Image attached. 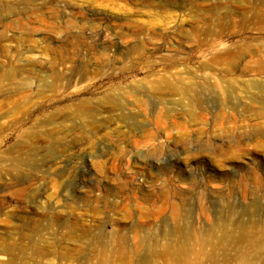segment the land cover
Here are the masks:
<instances>
[{"label": "rangeland", "instance_id": "obj_1", "mask_svg": "<svg viewBox=\"0 0 264 264\" xmlns=\"http://www.w3.org/2000/svg\"><path fill=\"white\" fill-rule=\"evenodd\" d=\"M42 1L0 0V264H97L104 246L145 241L129 258L139 264L178 223L192 238L243 231L236 246H264V0H177L175 17L49 0L59 34ZM79 7L160 35L91 53L74 38L92 33L69 12ZM166 64L184 74L178 94L146 80ZM111 94L120 109L99 106Z\"/></svg>", "mask_w": 264, "mask_h": 264}, {"label": "bare ground", "instance_id": "obj_2", "mask_svg": "<svg viewBox=\"0 0 264 264\" xmlns=\"http://www.w3.org/2000/svg\"><path fill=\"white\" fill-rule=\"evenodd\" d=\"M37 1L38 0H26L28 4H33ZM123 1L148 8L145 12L140 11L139 9L131 8V10L136 13L147 15L165 13L168 17H175L178 15L176 10L180 7V4L177 0ZM42 2L43 3H41L40 7H44L45 12L40 11L39 17L41 20H44L43 13H46L48 18L55 20L56 23L53 25V28L48 29V31L59 34V32L63 31V25L62 21L60 22L58 19L60 17L58 5L56 4L55 6H48L47 3L49 0ZM108 5L109 4L103 5L102 3H98L99 7L102 6L107 8ZM113 6L114 4L108 9H113ZM124 8L126 9L125 6ZM30 12L39 13L38 10H36V12L31 10L29 13ZM69 12L72 14H77L81 18L79 21L80 24L83 22V19L85 21L87 20V22L84 23L92 32L89 34V36H85L81 30H78L74 35L75 40L82 42L85 41V39H88L93 44H88L87 51L91 53L95 52L96 54L102 56L111 57L124 54L126 52L124 50V41L129 35L137 37L143 35L149 37L146 40H152L153 38L160 35L159 31L157 30L158 28L154 26H148V23L136 20L135 18H120L119 16L112 15L105 10H101L100 8H92L86 11L85 8L79 7L76 11L72 12L70 10ZM100 29L108 30L112 39H102L100 35ZM177 45L180 44L177 43ZM133 46L137 47L136 43ZM164 67H167L165 75H162L160 78L153 79H149L150 77H148L146 79L147 82L150 84L153 90L161 92L169 91L176 94L180 93L181 88L178 83L182 82L184 74L179 71L176 64H166ZM52 74L54 75L55 81H58L61 77V75L57 72H53ZM39 80L43 81L41 78ZM104 99L98 101L99 106L107 105V102H111L112 107H117L120 109L121 102L118 96L111 94L110 96H106ZM186 105V109H192L194 106L193 103H188ZM198 108L201 110L200 107ZM130 117L133 118L134 115H131ZM187 229L188 226L182 225L180 223L175 225L171 234L173 238L168 237L167 239L165 238L163 242H158L157 246H162L160 249H153L151 251L143 249L142 255L139 256V264H255L257 261H259V263L264 262V246H236L238 243L243 242V240L248 242V235L243 231L239 236L234 234L232 231H224L221 235L216 234V232L214 233L209 231L204 236H195L192 238L191 234L187 232ZM145 243V241H141L138 243V246H134V248L131 250L122 246L121 242L112 246H104L97 255V264H131L129 258H131L133 254L139 252L141 248L146 246ZM262 243L263 242L258 241L254 244L261 245ZM0 253L9 254L10 250H0ZM63 258L68 259L66 256Z\"/></svg>", "mask_w": 264, "mask_h": 264}]
</instances>
